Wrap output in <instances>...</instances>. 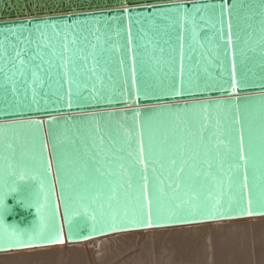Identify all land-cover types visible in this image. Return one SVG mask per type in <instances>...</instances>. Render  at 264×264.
<instances>
[{
  "label": "water",
  "instance_id": "1",
  "mask_svg": "<svg viewBox=\"0 0 264 264\" xmlns=\"http://www.w3.org/2000/svg\"><path fill=\"white\" fill-rule=\"evenodd\" d=\"M264 217V0H0V253Z\"/></svg>",
  "mask_w": 264,
  "mask_h": 264
},
{
  "label": "bare ground",
  "instance_id": "2",
  "mask_svg": "<svg viewBox=\"0 0 264 264\" xmlns=\"http://www.w3.org/2000/svg\"><path fill=\"white\" fill-rule=\"evenodd\" d=\"M250 235L254 238L258 236V239L264 238V217L125 232L76 244L64 243L60 246L47 248L10 251L0 253V264H48L52 263V261H56V264H125V260L128 262V259L123 254L130 249L139 248L140 246L152 247L153 244L163 243V240L166 242L167 240H181V242L182 240H189L192 243L202 242L200 244H202L203 251L200 254L193 251V253L196 252V254H193L194 257H192L195 258V260L192 259L193 262H190L192 260L188 261V258L186 259L187 262H184L185 258L183 261L173 260L170 256L173 255V253L170 254L171 251H169V258H166L168 252L163 253L166 256L162 255V257L158 253V256L156 255L157 258L154 259L155 264H195L199 262V259L202 261V263L200 262L201 264H262L264 263V248H262L263 250L260 248V243L257 244L260 249L256 248L253 250L250 248L253 247L251 243L249 249L245 246L248 242L244 244L245 239ZM147 249L145 248V250ZM159 249L157 250L160 251L162 248ZM163 250L164 248L160 253L166 252L168 249L166 251ZM141 255H139L140 258H143L142 253ZM139 256L138 260H142V258L139 259ZM163 256L166 259H163ZM190 256L189 258H191ZM138 260L137 263L141 264L142 261ZM151 260L148 261L150 262ZM133 261L136 262L134 259ZM144 262L147 264V261L143 260Z\"/></svg>",
  "mask_w": 264,
  "mask_h": 264
},
{
  "label": "rangeland",
  "instance_id": "3",
  "mask_svg": "<svg viewBox=\"0 0 264 264\" xmlns=\"http://www.w3.org/2000/svg\"><path fill=\"white\" fill-rule=\"evenodd\" d=\"M250 236H252V235H250ZM250 236H248L249 237V240L247 241V239H248V237L245 239V241H244V244H246V242H248L245 246H247V248L249 249V247L252 245L253 247H250V248H252V250L253 249H256V248H259V246H260V248L262 249V248H264V245H263V241H264V238H259L258 239V236H257V238L255 237H250ZM260 237V236H259ZM256 239V240H255ZM165 240H163L162 242L163 243H161V242H159V243H161V245H159V243H157V244H153L152 245V247H137V248H134V249H130L127 253H125V254H123L125 257L127 256V258L126 259H128V262H126V260H125V264L127 263V264H130L131 262V264H140V263H137V260H138V256L139 255H141V253L143 254V258H142V260H138V261H142V263H143V260L144 261H147V264H155L154 262V259H156L157 257H156V255L158 256V253H159V256L160 257H162V255H165V254H163V253H167L168 252V254H166L165 256H166V258H169L168 256L171 254V253H173V255H170L172 258H173V260H176V261H183V259L185 258V260L188 258V261H190V260H192V259H194L195 260V258H192V257H194V255L193 254H196V252L198 253V254H200L202 251H203V247H202V244H200V243H202V242H197V243H192V241H189V240H186V241H184V240H182V242H181V240H167V242L165 241ZM261 242H262V244H261ZM250 243H251V245H250ZM260 243V244H259ZM257 244H259V246H257ZM164 245V246H163ZM189 245V246H188ZM199 245V246H198ZM168 247H170V248H168ZM143 248V249H142ZM145 248L147 249V248H149V249H147V250H145ZM158 248H164V250L163 251H166V249H168L166 252H162V253H160L161 252V250L160 251H158L157 249ZM259 248V249H260ZM136 249H138V251L140 252H138V251H136ZM193 249V250H192ZM263 250V249H262ZM169 251H171L170 252V254H169ZM172 251H174V252H172ZM193 251H196L195 253H193ZM134 252V253H133ZM137 253H139V254H137ZM132 254V255H131ZM138 256H137V255ZM161 254V255H160ZM192 254V256H190ZM130 255H131V259H130V261H129V258H130ZM134 255V256H133ZM136 255V256H135ZM176 257H175V256ZM191 257V258H189V256ZM129 256V257H128ZM132 256H133V259L134 260H136V262L135 261H133V259H132ZM142 256V255H141ZM153 256H155V257H153ZM165 256H163V259H166L165 258ZM178 256V257H177ZM124 257V258H125ZM180 257V258H179ZM137 258V259H136ZM140 258V256H139V259H141ZM150 258V259H149ZM159 258V257H158ZM171 258V259H172ZM153 261H152V260ZM179 259V260H178ZM182 259V260H181ZM148 260H151L150 262L148 261ZM184 260V262H187V260L185 261ZM203 260V259H202ZM149 262V263H148ZM190 262H193V260L192 261H190ZM202 263V261H201V259H199V262H196L195 264H199V263ZM263 262H264V259H263ZM141 263V264H142ZM200 263V264H201ZM46 264V263H45ZM48 264H56V261H52V263L50 262V263H48ZM143 264H146V262H144ZM260 264V263H259ZM262 264H264V263H262Z\"/></svg>",
  "mask_w": 264,
  "mask_h": 264
}]
</instances>
